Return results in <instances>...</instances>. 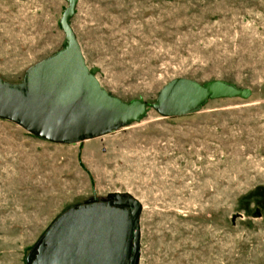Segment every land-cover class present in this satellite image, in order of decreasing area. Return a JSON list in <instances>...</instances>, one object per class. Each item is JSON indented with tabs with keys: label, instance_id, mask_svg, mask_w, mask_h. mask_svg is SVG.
Returning <instances> with one entry per match:
<instances>
[{
	"label": "rangeland",
	"instance_id": "1",
	"mask_svg": "<svg viewBox=\"0 0 264 264\" xmlns=\"http://www.w3.org/2000/svg\"><path fill=\"white\" fill-rule=\"evenodd\" d=\"M65 0H0V77L62 49ZM71 26L120 100L155 103L179 77L250 99L148 115L52 143L0 118V264L27 257L60 214L113 193L142 203L140 264H264V0H78Z\"/></svg>",
	"mask_w": 264,
	"mask_h": 264
},
{
	"label": "water",
	"instance_id": "2",
	"mask_svg": "<svg viewBox=\"0 0 264 264\" xmlns=\"http://www.w3.org/2000/svg\"><path fill=\"white\" fill-rule=\"evenodd\" d=\"M62 49L28 68L21 83L0 77V118L52 143H76L138 122L154 108L163 117L192 115L210 100L250 99L252 90L226 80L168 82L157 101L120 100L89 68L71 26L78 0H65ZM107 202L60 214L27 257L28 264H140L142 203L113 193Z\"/></svg>",
	"mask_w": 264,
	"mask_h": 264
}]
</instances>
